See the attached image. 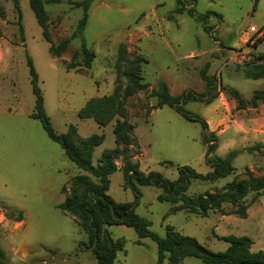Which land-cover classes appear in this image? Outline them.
<instances>
[{
  "label": "rangeland",
  "instance_id": "1",
  "mask_svg": "<svg viewBox=\"0 0 264 264\" xmlns=\"http://www.w3.org/2000/svg\"><path fill=\"white\" fill-rule=\"evenodd\" d=\"M42 1L50 42L45 40L29 0H18L23 37L13 2L0 0V248L5 253L0 264H97L90 250L80 248L86 235L76 219L57 208L80 171L31 117L34 95L26 52L38 75L54 131L64 133L73 124L81 137L104 133V141L93 152L94 165L103 149L114 146V119L100 127L91 118L79 119L77 112L93 96L110 94L116 86L122 91L127 84L122 71L138 64L147 87L125 102L126 118L134 125L136 139L132 159L142 171L154 170L170 180L177 178L178 165H189L201 174L211 167L199 123L184 119L167 105L147 113L156 103L149 91L164 81L173 95L184 89L201 92L205 83L199 71L208 65V74L217 79L220 88L218 96L210 104L191 101L184 108L203 117L208 131L217 135L215 155L224 157L232 150L238 154L232 174L212 182H192L188 194L221 189L229 181L264 174V107L259 106L264 102L256 109L237 108L225 89H236L246 100L264 89V79L248 78L244 65L255 51L264 52V37L260 40L264 0H186L187 7L194 3L195 16L186 11L174 13L175 0H91L86 26L76 37L72 35L82 8L72 2L81 0ZM206 11L220 15L210 16L211 33L196 19ZM64 40L68 43L62 52L49 51L51 44L57 46ZM82 40L95 54L90 68L82 65L81 54L72 60L73 52H80ZM115 163L122 166L120 158ZM136 187L140 197L135 212L159 236L170 225L212 251H223L228 243L222 236L246 235L254 242V250H264V195L245 218L230 213L236 206L225 202L221 209L200 216L185 210L171 213L173 205L157 199L160 188ZM108 194L118 202L134 200V191L123 185L120 169L110 176ZM252 196L249 192L242 203ZM106 229L113 238L123 240L115 264L156 263L153 240L139 238L125 225ZM163 264H168L166 259ZM181 264L203 263L185 257Z\"/></svg>",
  "mask_w": 264,
  "mask_h": 264
},
{
  "label": "trees",
  "instance_id": "2",
  "mask_svg": "<svg viewBox=\"0 0 264 264\" xmlns=\"http://www.w3.org/2000/svg\"><path fill=\"white\" fill-rule=\"evenodd\" d=\"M11 1L17 10V25L23 37L19 3L18 0ZM29 1L38 25L42 28L45 40L50 42L46 29L47 12L43 7V1ZM49 1L58 2L59 0ZM175 1L174 13L186 11L195 16L192 1L190 7H187L186 0ZM72 3L82 8V16L78 20L72 35V37H76L77 34L83 32L86 26L91 0L73 1ZM211 15L220 17L219 14L212 11H206L196 16L207 33H211L212 29V26L208 24ZM263 37L264 35L260 40ZM67 43L68 40H64L57 46L51 44L49 51L52 54H58L65 49ZM80 54L83 56L82 65L85 68H90L95 54L87 48L84 40L81 42L80 52H73L72 60ZM26 63L31 90L34 95L31 117L41 123L48 138L61 146L65 157L80 171L72 178L66 195L63 201L57 205V208L62 213L69 214L76 219L78 226L86 235V241L80 243V248L90 250L97 264H115L117 253L123 245V240L113 238L106 229V226L109 225L131 227L139 238L153 240L156 243L158 254L155 264H163L165 259L168 264H181L185 257H195L203 264H264V251L261 249L254 250L252 248L253 241L246 235L222 236L221 238L228 243V246L223 251H212L200 244L195 238L179 233L170 225H167L165 235L159 236L149 229L150 222L135 212V204L140 197L137 185H150L160 188L162 191L157 199L172 204L171 213L185 210L200 216H207L210 210L221 209V204L225 202L231 206H236L230 213L245 218L250 205L264 195V174L259 177L248 176L247 178L229 181L221 189L215 188L212 191L195 195L188 194L192 182H212L232 174L235 170L233 159L238 154L237 150H232L224 157L215 155L217 135L213 131H208V123L203 117L189 113L184 108V105L191 101L210 104L218 96L220 88L217 86V79L208 74V65L199 71L200 77L205 83V88L201 92L184 89L181 93L173 95L164 81H159L157 86L149 91L150 96L156 98V103L148 108L147 113L167 105L174 108L184 119L199 123L202 130V140L206 146V162L211 167L210 172L201 174L189 165H178L176 166L177 178L170 180L154 170L142 171L139 162L132 159V146L136 139L133 136L134 125L126 118L125 102L135 91L147 87V83L144 82L140 74L138 64H133L129 69L122 71V75L127 81L122 91L119 86H116L110 94L93 96L77 112L79 119L91 118L100 127L106 126L114 119L112 128L114 146L103 149L94 165L92 162L93 152L95 147L104 141V133H93L87 137H81L73 124H70L64 133H56L45 112L43 95L38 86V75L27 52ZM72 65L71 62L68 67L70 68ZM244 65L248 78L264 79V52H256L253 54V58L245 62ZM225 89L234 98L237 108H255L260 101L264 102V89L254 91L249 100L242 98L234 88L226 87ZM262 146L264 147V145ZM117 158H120L122 163L120 168L115 163ZM165 163L171 162L166 161ZM119 169L122 173L124 187H130L134 191V200L131 202L115 201L108 194L110 176ZM249 192H253V196L247 203H242ZM4 256L5 253L0 248V261Z\"/></svg>",
  "mask_w": 264,
  "mask_h": 264
},
{
  "label": "crops",
  "instance_id": "3",
  "mask_svg": "<svg viewBox=\"0 0 264 264\" xmlns=\"http://www.w3.org/2000/svg\"><path fill=\"white\" fill-rule=\"evenodd\" d=\"M257 46V45H256ZM258 52V51H255ZM259 106H263L264 107V103H261ZM257 108V107H256ZM254 108V109H256ZM259 205V200H256L253 204L250 205V207L247 209V215H248V210L252 209V207H257ZM254 245V242H253ZM264 251V250H263Z\"/></svg>",
  "mask_w": 264,
  "mask_h": 264
},
{
  "label": "built area",
  "instance_id": "4",
  "mask_svg": "<svg viewBox=\"0 0 264 264\" xmlns=\"http://www.w3.org/2000/svg\"><path fill=\"white\" fill-rule=\"evenodd\" d=\"M247 39V38H246Z\"/></svg>",
  "mask_w": 264,
  "mask_h": 264
}]
</instances>
